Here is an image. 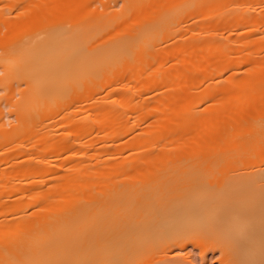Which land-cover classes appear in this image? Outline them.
<instances>
[{"label":"bare ground","instance_id":"1","mask_svg":"<svg viewBox=\"0 0 264 264\" xmlns=\"http://www.w3.org/2000/svg\"><path fill=\"white\" fill-rule=\"evenodd\" d=\"M252 1L114 0L94 13V0H0V36L10 38L0 45V88L25 85L17 127L75 104L61 117L73 134L47 148L67 153V165L55 162L63 172L28 156L25 173L41 177L0 199V264H180L188 245L264 264V61L245 75L239 66L264 41V10L246 7ZM195 11L201 31L193 25L185 45L169 50L177 64L165 72L169 52L156 43ZM224 26L243 31L219 35ZM147 64H157L154 74ZM225 68L228 76L212 75ZM120 78L132 84L100 93ZM162 86L148 104L143 92ZM98 138L112 142L100 150Z\"/></svg>","mask_w":264,"mask_h":264},{"label":"rangeland","instance_id":"2","mask_svg":"<svg viewBox=\"0 0 264 264\" xmlns=\"http://www.w3.org/2000/svg\"><path fill=\"white\" fill-rule=\"evenodd\" d=\"M94 1L95 2H92L90 5V9L94 13H100V12L106 10L107 7H109V9H112L111 7H113V5H114V2H113L114 0H94ZM110 5H111V7H110ZM246 7H249L251 9L256 8L259 11L264 10V0H254L250 3H247ZM114 8L116 10H119L121 8V2H118L117 6ZM202 18H204V16L201 14H198L196 11L192 14H188V15L184 16L180 20L179 24L177 25V29L175 32H173L172 34L166 35L157 41L156 48H159V49L163 48V50L168 49L167 52H169V54H170L169 55L166 52H165L166 53L165 54L164 51H163L164 54L162 52H161L162 55L159 54L162 56V57L159 56L161 58V62H160L161 69L162 68H163V70L166 69L163 65L174 66L177 64L176 63L177 58L175 57L176 55L172 56L174 54L171 53L172 50H174L177 47L173 48V46H177L180 43H182V45L183 44L185 45V42L187 41L189 35L193 31L191 29V28H193L192 27L193 25H195L201 31L200 24L203 21ZM132 22H133V20H132ZM261 22L262 21H259V23H261ZM22 25H23V23H22ZM2 27H3V29L5 28L3 25H2ZM261 27L262 28L264 27L263 22H262V24H260L259 29H261ZM220 28L221 29L218 30V33H219V35L223 34L224 36H232V35H234V33L236 34V32H237V30H235V29H240V30L242 29V28H233V27H229V26H224V27H220ZM245 28L246 27H244L243 29L245 30ZM4 31L5 30H3V32ZM234 31H236V32H234ZM241 31H243V30H241ZM205 37L206 36L203 33L202 39H204ZM256 37H257V34H256ZM8 39H10V38L8 37ZM8 39H7V37L0 36V42H1L0 45L2 46L4 43L6 44L9 41ZM246 39L248 40L250 38H246ZM2 40H4V43ZM11 40H13V39L11 38ZM11 40H10V42H11ZM253 40H254V35H253ZM261 40H259V41H261ZM253 43H255V42L253 41ZM252 44H251V46H252ZM179 46H181V45H179ZM252 47L249 49V47L246 48V46H245L242 49L244 52L246 49H249L248 50V58L252 54L254 55V57H253V59L250 58L253 62L251 60L250 61L245 60L246 62H244V64L243 63L239 64V66H241V68H240L241 71H242V69H244V67L246 68V66L249 69L251 67L250 63L254 64V62H255V64L257 63L256 64L257 66H258V64L262 65L264 63L263 62L264 61V41L257 43L255 45L253 44ZM171 48H172V50H171ZM252 49H253V51H252ZM246 52H247V50H246ZM249 52L250 53L252 52V53L249 55ZM0 53H1V49H0ZM157 57H158V55H157ZM158 58H156L155 60H156V62L159 63V60H157ZM260 61H261V63L262 62L263 63L261 64ZM157 64H156V66H157ZM153 65H151V68L149 67L150 63H149V66H148V64L144 65V66H146V67L148 66L147 70H148V68H149V70L150 69L153 70V67H152ZM144 66L142 67V65H141L142 70H144ZM156 66L154 65V67H155L154 69H156ZM170 68H172V67L169 66V72L172 73L170 71ZM247 68H246V70H247ZM172 70H175V68H172ZM244 70L242 71L243 75H245ZM153 71L154 72H152V71L151 72L154 74L155 70H153ZM166 71L167 70H165V72ZM143 72L145 73V71H143ZM229 73H230V69L225 68L223 71H221L219 73L217 71L212 72V75L215 78H217L218 75H222V77H225V76H228ZM3 74H4V71L0 68V77L1 78H2ZM247 74H248V71L246 72V75ZM256 74H257V72L254 73L255 76H253V75L252 76L256 77L257 76ZM151 77H153V76L151 75ZM120 79L121 80H119V82H118V80H116L117 83H115L116 82L115 81L113 83V85H111V86L108 85L107 87L102 88L100 90V93L103 95H108L113 91L112 90L113 86H114V88H115V86L117 87V85L125 87L126 85L129 86V84L130 85L132 84V81L129 82L127 80H123L122 78H120ZM9 84H10V86H9ZM135 84H138V82H136ZM205 84H206L205 81L198 82L195 85L194 89L199 90V89L203 88V86H205ZM5 85L7 86V89L0 88V96L5 95V97H3V99H1V101H0V122H3V128H1V129L4 130V134L6 136L5 140L0 144V199L5 200L6 202H10V201L14 200L19 194L28 192L27 188L29 189V187H28L29 183H30L29 181H31L32 179H33L32 181H36L37 179H39V177H41V176H38V174H34V173L30 174L28 172L25 173V166H26V162H27L26 158L28 156H30L29 158H31V157L33 158V159L32 158L30 159L31 161H33V163L38 162L39 160H41L43 158H44V160H45V158H47L48 160H51V162L48 161V163L50 162V164H52V162H53L54 167L52 165L51 166L57 170H58V168H57L58 166H55L56 164L60 165L59 167H61L62 164L67 165L69 163V161H68V163L65 164V162H67V161H65L66 160L65 156H63V158L65 160H63L61 158V156L63 154L67 155V153H65L64 150L63 151L61 150L63 152V154L60 151L61 155L58 158L57 155L60 154L59 151L56 153L54 151L52 153V152H50L51 150H47V148L49 146L48 144L50 142L53 143L52 140L55 141V139H57L59 136L63 137V135H66L67 133L69 136L70 132H72V134H73L74 130H72L71 128H74L73 127L74 125L69 123L70 125H72V127H71L70 125H68V123L61 124L62 121L64 120L61 118L62 114L66 113L65 111L67 109L66 107H63L64 105L62 104L63 106L60 109H58V110L55 109L53 111L50 110L49 113L44 114L43 116L38 117L35 120V122H36L35 124H37V125L35 127H32V128L36 129V128L40 127L39 132L37 131L38 129L33 131V129H30V128H25V129L20 130L17 127L21 120H20V116L17 112L16 102L20 98V91L19 90L23 89V87H25V85H24L23 81L18 82L17 79H13V80L7 82ZM20 87H22V88H20ZM166 88L167 87L162 86L161 88H159L160 90L152 89V90L143 92L142 95H144L148 99L147 100L148 104H153L155 101L159 100V97L161 96V91H164ZM169 90H171V89H169ZM166 91H168V89ZM82 104L84 106L87 104V102L83 101ZM199 105H201V102L199 103ZM65 106H67V105H65ZM70 107L74 108L75 104L73 105L71 103V105L69 106V110L67 109V111L71 112L73 110V108H72V110H70L71 109ZM60 112H62V113L59 114ZM156 113H160V112H156ZM146 123L147 122H145L144 120L138 121L136 123V128H144L146 126ZM46 124L48 126H46ZM42 127H45L42 129V130H44V131H42L43 133L40 132ZM46 127L50 128L49 129L50 132H48V131L46 132V130H47ZM130 133L131 132H129L126 135H123L122 137H124V138L126 136L129 137ZM60 137L58 139H60L61 141L65 140V138H66V137L65 138L63 137V139H61ZM71 137H72V135H71ZM45 138H48L49 141L45 140ZM58 139H57V141L61 142ZM66 139H68V138H66ZM84 139H87V137L82 138V140H84ZM44 140L46 142V143L44 142L45 144L43 143ZM111 142L112 141L107 140L106 141L107 144L103 145L104 144L103 141L98 138L94 144L96 146H98L100 150H104L106 147H108L107 145L110 144ZM61 143H64V142L62 141ZM42 144L47 146V147H43ZM84 147L86 148V146H84ZM43 148L44 149L46 148L47 151L46 150L42 151ZM45 151L46 152L49 151L50 153L48 152V154H46ZM43 152L45 154H43ZM43 155H45V156H43ZM29 158H27V160H29ZM47 159L45 161H47ZM45 161L41 160V162L39 161L38 163H35V164L36 165L37 164H43L42 162H45ZM55 162H56V164H55ZM33 163H32V165H34ZM71 163H70V165H71ZM27 166H28V164H27ZM52 167H51V169H52ZM22 169H24V170L22 171ZM54 169L52 170L53 172L55 171ZM62 170H63V168H61V169L59 168L57 173L63 172ZM53 172H51V173L53 174ZM52 174L50 175L51 179L53 177L55 179V177H57V175H59V173L57 175H56V173L53 175ZM60 174H62V173H60ZM46 175H47V177L49 176L48 173ZM56 180H57V178H56ZM56 180H54V181H56ZM50 181H52V180H50ZM51 183H53V181ZM213 183L217 184V181L214 180ZM46 186H47V184H46ZM8 213L9 212H7L5 215H8ZM3 217L0 215V219ZM188 246H187L186 250L184 249V251H182V252H177L175 258L177 259L178 263H180V264H232L233 263L231 260H229V258H226L225 256L223 257V255L217 249L207 248V249L202 250V248L200 246H199L200 248H198V246H193V245H188Z\"/></svg>","mask_w":264,"mask_h":264}]
</instances>
